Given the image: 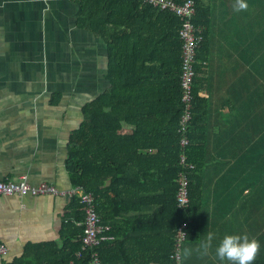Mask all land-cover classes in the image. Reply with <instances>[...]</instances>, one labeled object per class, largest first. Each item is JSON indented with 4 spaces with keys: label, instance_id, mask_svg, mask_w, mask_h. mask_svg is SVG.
<instances>
[{
    "label": "trees",
    "instance_id": "trees-1",
    "mask_svg": "<svg viewBox=\"0 0 264 264\" xmlns=\"http://www.w3.org/2000/svg\"><path fill=\"white\" fill-rule=\"evenodd\" d=\"M70 1L76 25L105 45L107 85L81 106L65 161L72 188L93 199L104 237L94 249L99 264H173L181 223L180 253L193 252L180 255L179 264H227L215 248L225 235L242 234L259 241L254 264H264V4L241 11L242 22L231 13L228 28L215 32L211 7L194 0L191 20L203 36L184 128L188 202L179 207L177 17L140 0ZM244 189L249 194L239 196ZM83 218L74 193L59 240L27 242L0 264H89L90 251L81 250ZM209 232L212 247L201 256L195 249Z\"/></svg>",
    "mask_w": 264,
    "mask_h": 264
},
{
    "label": "crops",
    "instance_id": "crops-1",
    "mask_svg": "<svg viewBox=\"0 0 264 264\" xmlns=\"http://www.w3.org/2000/svg\"><path fill=\"white\" fill-rule=\"evenodd\" d=\"M256 1L246 0L249 14ZM234 2L202 0L212 9L215 32L228 28L231 13L242 22ZM76 10L70 0H0L2 181L25 176L32 185L44 182L64 191L73 187L65 167L68 139L80 123L81 106L107 85L105 45L76 25ZM247 194L244 189L239 196ZM69 200L68 194L0 195V245L5 248L0 258L13 260L27 242L59 240Z\"/></svg>",
    "mask_w": 264,
    "mask_h": 264
},
{
    "label": "built area",
    "instance_id": "built-area-1",
    "mask_svg": "<svg viewBox=\"0 0 264 264\" xmlns=\"http://www.w3.org/2000/svg\"><path fill=\"white\" fill-rule=\"evenodd\" d=\"M148 3L159 9L167 10L174 14L179 22L177 35L180 42V67H179V90L180 103L182 106L179 125L177 132L179 134L178 146L181 154L178 157V162L182 167L177 173V188L175 192V202L179 207L186 206L188 202L187 196V180L184 169L191 168L192 165L188 163L183 155V150L187 146V140L184 137V128L188 122L190 115L191 102V82L194 77V58L197 46L202 41V27L193 24L192 16L195 14L194 0H140ZM76 193L78 202L83 210V228L81 235V250H89V264H99V260L94 249L99 245V242L104 238L101 235V226L98 222V216L94 211L93 199L89 192L83 191L79 187L64 191L48 183H39L32 185L25 176L16 181H2L0 180V195L11 194H31L44 195L51 194L56 196H63L68 194L71 197ZM186 224L181 223L176 229L173 252L170 255L173 264H179L180 261V247L181 242L185 237ZM183 235H182V234ZM5 253V248L0 245V255Z\"/></svg>",
    "mask_w": 264,
    "mask_h": 264
},
{
    "label": "clouds",
    "instance_id": "clouds-1",
    "mask_svg": "<svg viewBox=\"0 0 264 264\" xmlns=\"http://www.w3.org/2000/svg\"><path fill=\"white\" fill-rule=\"evenodd\" d=\"M248 7L246 0H235L233 11H246ZM213 239L214 234L209 232L195 251L199 252L201 256H207L209 249L212 247ZM192 252L193 249L184 248L180 255L182 258H188L192 255ZM259 252V241L255 238L250 239L247 234L225 235L215 248L216 258L221 262H227V264H254Z\"/></svg>",
    "mask_w": 264,
    "mask_h": 264
}]
</instances>
